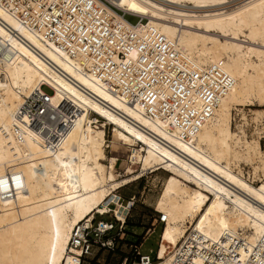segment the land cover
Wrapping results in <instances>:
<instances>
[{"label":"bare ground","instance_id":"bare-ground-1","mask_svg":"<svg viewBox=\"0 0 264 264\" xmlns=\"http://www.w3.org/2000/svg\"><path fill=\"white\" fill-rule=\"evenodd\" d=\"M112 2L145 19L133 24L110 9L116 20L156 29L194 67L215 65L234 82L213 116L187 134L168 119H151L152 92L130 103L89 74L80 57L44 41L0 5V264H78L69 252L76 227L90 224L97 212L114 211L126 221L129 209L117 192L147 170L168 173L155 201L165 216L158 264H173L194 234L212 244L228 234L243 237L250 247L264 236V134L247 139L244 113L238 130L232 122L233 110L255 101L264 106V0L230 12L222 7L230 0ZM42 81L54 88L53 105L68 100L80 110L60 143L48 144L29 116H16ZM212 93L203 94L205 105ZM91 111L106 121L97 122ZM254 113L258 119L264 112ZM259 125L264 133V119ZM107 126L118 140L139 145L132 157L141 168L137 175L119 179L114 159L106 163ZM242 163L252 170L245 173Z\"/></svg>","mask_w":264,"mask_h":264},{"label":"built area","instance_id":"built-area-1","mask_svg":"<svg viewBox=\"0 0 264 264\" xmlns=\"http://www.w3.org/2000/svg\"><path fill=\"white\" fill-rule=\"evenodd\" d=\"M0 5L44 41L53 42L72 57H80L89 74L99 75L109 90L126 97L130 103L137 105L146 101L152 92V100L157 99L151 101L154 102L151 119H168L170 126L181 128L187 134L191 133L193 124L207 122L213 116L234 82L215 65L194 67L183 52L156 29L134 28L116 20L110 9L124 18L127 15L138 17L136 24L145 19L120 9L112 0H0ZM3 57L1 50L0 60L4 61ZM206 90L213 92L209 105L201 99ZM53 93L50 83L42 81L16 113L22 119L21 115L29 116V125L43 133L48 144L54 139L60 143L63 131L74 124L80 112L68 100L53 105L50 101ZM91 116L99 123L106 121L94 111ZM135 199L136 196L129 198L126 205L129 210ZM94 219L90 224L78 225L71 237L69 252L79 258L78 264L95 256L97 248L115 247V236L103 237L114 224L103 220L94 224ZM118 221L122 232L125 221ZM159 221L165 223V216L160 212ZM189 242L183 251L180 246L173 264H264V236L253 247L243 237L229 234L215 244L195 234L189 236ZM134 251L131 264H158L161 260L158 252L153 262L138 246ZM127 259L122 264H126Z\"/></svg>","mask_w":264,"mask_h":264},{"label":"rangeland","instance_id":"rangeland-1","mask_svg":"<svg viewBox=\"0 0 264 264\" xmlns=\"http://www.w3.org/2000/svg\"><path fill=\"white\" fill-rule=\"evenodd\" d=\"M232 1V2H231ZM250 1V0H249ZM248 2V0H230L229 3L222 5L224 10L230 12L236 10L239 6ZM221 7V6H219ZM189 9H195L186 7ZM234 8V9H233ZM127 20L135 24L138 17L133 15H127ZM45 91L51 93V90L44 88ZM258 102L255 101L254 106L241 107V110H233V129L238 130V125L245 122L242 114H245L247 122L244 125L247 139L251 140L257 137L260 130V135L264 134L261 131L260 121L264 119V113L256 118L254 110H262L264 112V106H258ZM237 124V125H236ZM259 128V129H258ZM106 137L108 140V147H106L107 162L114 159L116 166V174L118 178L131 177L137 175L140 171V165L133 163L134 150H139V145H131L118 140L113 136L110 126L106 127ZM261 138V137H260ZM261 140V149L264 152V137ZM255 160L254 166H257L259 162ZM264 166V164H262ZM242 168L245 173L252 170V166L248 163H242ZM168 175L163 170H158L151 173L149 170L145 171V174L140 178L130 182L126 186L118 190V194L123 198L122 203L127 205L131 196H136L135 204L130 208L127 213L126 223L122 232L120 231L118 221L115 212L111 211L105 214L96 213L94 216V224L101 220L113 221L115 227L112 231L106 232L103 235L104 238L109 236H115L116 243L113 249L102 248L96 249L95 256L86 258L83 264H122L125 258H134V247L138 246L142 254H148L153 262H155L156 252L160 239V232L164 227V223L159 221V212L156 210L155 201L161 192L164 178ZM259 183L256 179L255 184ZM118 221V222H117ZM140 235V241L137 242V237L134 235Z\"/></svg>","mask_w":264,"mask_h":264},{"label":"trees","instance_id":"trees-1","mask_svg":"<svg viewBox=\"0 0 264 264\" xmlns=\"http://www.w3.org/2000/svg\"><path fill=\"white\" fill-rule=\"evenodd\" d=\"M101 220H103V221H106V222H111V223H113L114 224V222L113 221H107V220H104V219H101ZM118 222V221H117ZM125 223H126V221H125ZM162 223V222H161ZM125 225V224H124ZM113 227H115V224L113 225ZM114 229V228H113ZM112 229V230H113ZM111 230V231H112ZM110 232V231H109ZM162 232V231H161ZM161 232H160V235H161ZM134 236H136L137 237V242H139L140 241V235H134ZM159 241H160V239H159ZM158 247H159V244H158ZM157 250H158V248H157ZM133 259L134 258H131V257H129L128 259H127V262H126V264H131L132 263V261H133Z\"/></svg>","mask_w":264,"mask_h":264}]
</instances>
